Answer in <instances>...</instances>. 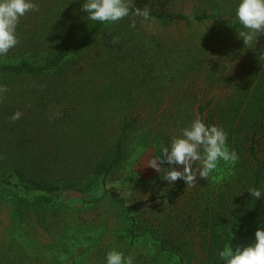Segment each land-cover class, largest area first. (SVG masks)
I'll use <instances>...</instances> for the list:
<instances>
[{"label":"trees","instance_id":"trees-1","mask_svg":"<svg viewBox=\"0 0 264 264\" xmlns=\"http://www.w3.org/2000/svg\"><path fill=\"white\" fill-rule=\"evenodd\" d=\"M67 2L72 7L57 5ZM82 3L48 0L39 5L20 19L18 44L0 58V86L8 95L0 99V140L10 146L1 152L11 156L0 160V203L11 205L20 228L28 225L30 212L45 222L49 196L85 193L92 180L102 177L105 182L118 173L132 140L160 149L199 117L226 131L228 148L238 155L232 174L213 193L161 178L152 196L127 213L125 233L111 239L126 256L148 241L154 255L145 264H221L219 250L251 243L257 227H264V196L257 199L247 191H264V32L254 45L244 43L237 0H134L136 7H149L148 22L194 29L193 38L183 40L186 56L173 41L162 60L130 44L133 34L120 23L142 17L112 24L91 21ZM197 27L206 31L196 32ZM123 60L129 70L121 78ZM234 61L242 67L239 79L227 72ZM152 66L157 73H164L161 66L170 69L169 82L164 85L158 77L150 86ZM178 78L187 79L186 90ZM221 87L224 91L216 93ZM176 90L181 93L172 99L155 94ZM148 91L155 95H135ZM26 102L36 103L27 109ZM165 104L169 107L162 111ZM147 107L150 114H144ZM16 111L22 116L12 120ZM108 114L119 116L111 141L103 134ZM23 139H45L47 145L38 149Z\"/></svg>","mask_w":264,"mask_h":264},{"label":"rangeland","instance_id":"rangeland-1","mask_svg":"<svg viewBox=\"0 0 264 264\" xmlns=\"http://www.w3.org/2000/svg\"><path fill=\"white\" fill-rule=\"evenodd\" d=\"M47 1L35 0L38 6ZM57 5L64 8L72 7L69 2L65 5L63 3ZM28 13L21 19H25ZM123 21L120 23L127 24L128 33L133 34L134 41L130 44L139 45L147 56L152 57L157 54L158 58L165 60L173 41L180 43L178 50L181 54L184 56L188 54V52L186 53L188 45L183 40L188 41L193 38L191 33L194 29H189L180 24L164 27L157 22H148L143 18ZM133 21L135 22L134 28L130 26ZM113 30L111 29L109 32ZM204 31H206V28L197 27L196 32L201 33ZM200 36L196 38L200 39ZM103 43L104 40L101 36L97 50H101ZM189 45L191 46V43ZM171 54L173 55L174 52ZM147 62L150 64L153 61L149 59ZM155 63V66L162 65L158 61H155ZM239 63L240 61H234L229 64L230 68L227 72L231 78L239 79L243 75ZM152 69V77H149L150 86L156 84L155 79L158 77L160 78L159 82L164 85L169 82L170 69L161 66L159 70L164 73H157L158 69L156 70L154 66H152ZM128 70L127 61H121V78L128 76ZM178 79L180 88L186 90L189 84L187 79ZM200 85L203 84L200 83ZM222 91H224V87L216 90V93ZM180 93L176 90L155 94L158 96L163 95L166 99H172ZM155 94L149 91L147 93H135L136 96L143 98H150ZM182 95H185V92ZM6 97H8L6 93H0V99ZM35 103L26 102L25 107L27 109L33 108ZM167 107H169L168 104H165L162 111ZM197 108L198 106L194 108V113ZM146 111L147 113L144 114H150L152 110L147 107ZM118 117L114 114H108L109 120L103 134L110 138V141L115 136V125L119 120ZM189 125L186 124L185 127ZM26 140L28 144H34L35 148L38 149L47 145L45 139L38 141L23 139L22 141L26 142ZM6 145V142L0 140V160L11 158L10 155L1 152L8 150L10 146ZM129 150L130 156L123 163L118 173L115 176H109L105 182H103L102 177L96 181L92 180L91 187L83 194L61 191L56 195L49 196L50 208L45 215V222H42L41 214L30 212L28 214V225L20 228L13 222L11 205L0 203V264H105V256L108 252L105 248L108 247L110 250L117 248L113 245L111 237L123 234L129 228L130 219L127 218V213L135 203L143 202L151 197L154 186L163 177V173H158L150 167L144 166L148 158L159 154V147L156 144H144L140 138H137L129 143ZM54 158H56L55 155ZM164 167H167V165H164ZM232 167V162L221 161L217 169L208 178L198 179L196 185L200 186L204 192L213 193L232 174ZM178 181L181 182L182 180L176 182ZM16 184L22 186L18 182ZM32 194L42 195L34 190ZM54 207L59 210L57 213L52 210ZM122 248H117V250H122ZM133 254L134 264H145V259L154 255L148 241L140 243ZM154 264L179 263L178 261L172 263L159 261Z\"/></svg>","mask_w":264,"mask_h":264},{"label":"clouds","instance_id":"clouds-1","mask_svg":"<svg viewBox=\"0 0 264 264\" xmlns=\"http://www.w3.org/2000/svg\"><path fill=\"white\" fill-rule=\"evenodd\" d=\"M81 9L87 13V19L106 24L129 16L151 18L149 7H136L134 0H83ZM38 10L35 0H0V58L18 44L16 30L21 17ZM235 15L244 29L239 36L244 43L254 45L264 32V0H237ZM130 26L134 28L135 22ZM5 90L0 86V93ZM21 116L16 111L11 119L18 120ZM237 159L236 151L228 148L226 131L197 117L168 145H162L159 154L148 158L144 166L163 173L162 179L168 184L183 180L194 187L198 179L208 178L221 161L234 163ZM247 191L257 199L264 196L260 188L251 187ZM218 255L221 264H264V227H257L251 243L226 246ZM105 264H134V257L113 248L106 253Z\"/></svg>","mask_w":264,"mask_h":264}]
</instances>
